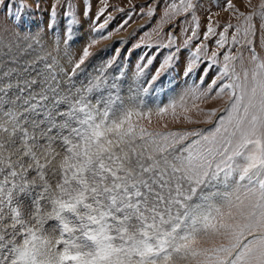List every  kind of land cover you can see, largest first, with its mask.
Instances as JSON below:
<instances>
[{"label":"snow or ice","instance_id":"snow-or-ice-1","mask_svg":"<svg viewBox=\"0 0 264 264\" xmlns=\"http://www.w3.org/2000/svg\"><path fill=\"white\" fill-rule=\"evenodd\" d=\"M98 2L104 7L93 30L101 34L84 48L73 72L92 55L90 48L111 37L102 32L112 19L105 16L108 0ZM14 3L0 0V7L7 11ZM147 7L148 15H155L152 5ZM162 7L168 23L197 5L165 0ZM233 7L226 0L225 9ZM64 8L68 43L79 21L71 2ZM23 11L21 3L13 14L18 25ZM82 15H91L90 4ZM131 15L114 30L124 28ZM254 15L264 35V5ZM56 16L54 4L53 31ZM240 16L244 23L235 27L231 44L248 48L251 74L246 68L243 75L237 71L238 58L231 52L222 58L217 51L209 54L203 42L193 50L191 40H199L197 22L184 41L189 56L184 77L194 75L201 64L198 84L213 66L216 75L205 88L193 86L178 102L156 111L158 117L170 112L177 118L179 109L187 123H199L187 113L215 117L217 110L205 111L201 103L229 96L225 113L206 131L149 132L139 121L150 123L152 113L125 106L116 80L109 84L101 69L66 110L55 113L59 119L50 117L37 134L38 122L30 131L16 105L4 109L10 103L9 86L0 85V264H264V59L255 49L254 16ZM230 28L218 34L210 15L203 39L219 35L216 46L224 48ZM173 43L170 31L168 43L151 55L141 54L138 76L160 47L169 49L141 92L178 63L180 47L173 50ZM94 90L98 95L93 100ZM45 99L29 94L23 111L38 113Z\"/></svg>","mask_w":264,"mask_h":264},{"label":"rangeland","instance_id":"rangeland-1","mask_svg":"<svg viewBox=\"0 0 264 264\" xmlns=\"http://www.w3.org/2000/svg\"><path fill=\"white\" fill-rule=\"evenodd\" d=\"M67 2H71L72 11L77 15L79 24L78 30L72 34V39L65 43V25L62 21L65 19L64 5ZM21 3L24 5V19L18 25L13 14ZM164 3L165 0H155V2L154 0H131V2L130 0H108L105 16L111 15L112 19L102 32H111V37L90 48L92 55L79 69H75V72L72 70L75 63L82 57L84 48L92 39L101 34L93 29L97 23L95 17L104 7L103 3L98 2V0H83V3L81 0H60L59 4L56 3V0H15L10 10L6 11L0 7V85L9 86L8 97L10 98V103L4 105V109L16 105L21 113V120L27 117L25 127H28L30 131L33 130L32 123L38 122V126L34 130L39 134L47 128L50 117L59 119L55 113L58 110H66L68 102L75 100L89 86L90 81L98 77L101 69H105L104 75L109 84L116 80L124 100L121 82L124 81L125 77L130 76L145 79L144 84L151 79L158 62L169 49L160 47L159 54L153 63L144 69L142 75L138 76L137 66L141 63V54L147 52L148 55H151L157 51L158 46L168 43L169 32L171 31V36L174 38L172 49L174 50L177 46L180 47L178 63L170 71V74L161 76L151 87L163 81L164 86L175 89L170 95L167 88H162L163 97L171 96V98L158 108L143 110V107H133L138 111L152 113L150 123L147 120H140L139 123L152 133L206 131L215 127L216 120L225 113L229 106L231 98L227 95L201 103V108L205 111L217 110L215 117L198 116L195 112L187 113L199 123H187L182 118L185 114L181 113L179 109L177 110V118H173L170 112L163 117H158L156 111L159 108L168 107L173 101L178 102L179 97L193 86L205 88L216 75L217 66H213L204 83L198 84L199 69L204 67L201 64L194 75L187 79L184 77V66L189 59L188 49L185 48L184 41L191 36L193 30H196L197 22L199 23V40H191L193 50L198 43L203 42L209 54L212 51H217L222 58L225 53L231 52L238 58L237 71L243 75L242 70L246 68L249 70V75L251 74L254 65L250 60L248 48L232 45L231 37L235 34V27L244 23L240 13H244L245 16L253 15V23L257 30L255 49L259 57L264 59V35L260 33L262 25L260 19L254 15L261 11L264 0H231L234 7L227 10L225 9L226 0H193V3L197 5L195 10L187 15L182 14L179 17H174L168 23L163 22L164 8L162 5ZM54 4L57 13L55 31L49 27L50 13ZM85 4L91 6V15L87 17L82 15ZM148 5H152L155 15H148ZM142 6L143 12H141ZM129 13H132L131 19L128 20L124 28L118 31L114 30L129 16ZM210 15L211 23L218 34L223 32L224 27L232 26L226 34L229 37V43L224 48L216 46L215 41L219 39V35L212 36L208 40L203 39ZM193 16L196 17L195 20L192 19ZM104 18L101 17L100 21L102 22ZM180 21L187 22L181 24ZM138 44L141 46L136 47ZM147 45H152V47L149 49ZM241 55L243 61L239 59ZM97 56L98 59L101 58L100 64H98V60L93 61ZM108 63H111V68H106ZM91 67L94 68V71H89L88 68ZM118 76L119 79H117ZM219 83L221 81L217 82V86ZM169 85L171 86L169 87ZM151 87L148 92L153 89ZM21 89L24 91L21 92ZM29 94L37 98L40 95L47 97L42 102L38 113L23 111V101ZM96 95L98 93L94 90L89 98L94 100ZM133 119L135 120L136 117ZM208 119H211L212 122H204ZM54 132L55 129H53ZM41 140L44 142L43 139ZM24 200L26 204H30V199L24 198Z\"/></svg>","mask_w":264,"mask_h":264},{"label":"bare ground","instance_id":"bare-ground-1","mask_svg":"<svg viewBox=\"0 0 264 264\" xmlns=\"http://www.w3.org/2000/svg\"><path fill=\"white\" fill-rule=\"evenodd\" d=\"M95 60H98L99 62L98 61L97 62L98 64H100L101 58L98 59V56H97V58H95L93 61ZM88 69L90 71V70H93L94 68L92 69L91 67ZM144 83H145V79L143 80L137 76L134 78H132L131 76L124 78V81L121 82V85H122L121 91H122V94L125 96V99H124L125 106L143 107V110L151 109V108H158L162 104L166 103L168 99L171 98V96L166 97V98L163 97L162 88L163 87L167 88L166 86H164L163 81L158 83L156 86L153 85L154 87H151L153 89L146 93L140 91V87L142 85H145ZM170 86L171 85H169V87ZM167 89H168L169 94L172 95L173 93L172 90H174L175 88H167Z\"/></svg>","mask_w":264,"mask_h":264}]
</instances>
